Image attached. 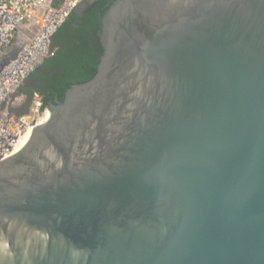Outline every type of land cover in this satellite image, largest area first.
Wrapping results in <instances>:
<instances>
[{
  "label": "water",
  "instance_id": "obj_1",
  "mask_svg": "<svg viewBox=\"0 0 264 264\" xmlns=\"http://www.w3.org/2000/svg\"><path fill=\"white\" fill-rule=\"evenodd\" d=\"M100 43L0 161V264H264V0H114Z\"/></svg>",
  "mask_w": 264,
  "mask_h": 264
},
{
  "label": "built area",
  "instance_id": "obj_2",
  "mask_svg": "<svg viewBox=\"0 0 264 264\" xmlns=\"http://www.w3.org/2000/svg\"><path fill=\"white\" fill-rule=\"evenodd\" d=\"M84 0H0V57L16 37L24 39L17 57L0 70V161L18 151L24 134L39 125L46 109L42 97L31 94L26 114H17L26 96L24 82L42 63L53 57V37ZM30 35V37H29Z\"/></svg>",
  "mask_w": 264,
  "mask_h": 264
},
{
  "label": "trees",
  "instance_id": "obj_3",
  "mask_svg": "<svg viewBox=\"0 0 264 264\" xmlns=\"http://www.w3.org/2000/svg\"><path fill=\"white\" fill-rule=\"evenodd\" d=\"M113 1L92 0L87 3L82 16L72 11L53 37V46L59 51L55 56L45 60L27 79L40 78L44 71L54 66L60 70L53 78L45 82L41 89L27 88L25 85L20 88V92L26 96L21 114L28 112L33 92L41 95L43 110L51 103L61 102L64 92L72 84L86 82L92 78L103 52L100 43L101 17ZM59 3L60 0H54L55 6Z\"/></svg>",
  "mask_w": 264,
  "mask_h": 264
},
{
  "label": "flooded vegetation",
  "instance_id": "obj_4",
  "mask_svg": "<svg viewBox=\"0 0 264 264\" xmlns=\"http://www.w3.org/2000/svg\"><path fill=\"white\" fill-rule=\"evenodd\" d=\"M92 2V0H85L83 2H81L77 7L76 9L74 10L75 13L78 15V16H82L83 15V12L86 10V5L87 3H90ZM58 48L56 47V52L53 56L56 55V53L58 52ZM51 61V60H50ZM51 63V62H50ZM58 70H60L58 67L54 66L52 69H49L47 71H44L42 73V76L40 78H36V77H33V78H30V79H27L23 86L25 85L27 88H36V89H41L44 87L45 85V82H47L49 79L53 78L56 74V72H58Z\"/></svg>",
  "mask_w": 264,
  "mask_h": 264
},
{
  "label": "bare ground",
  "instance_id": "obj_5",
  "mask_svg": "<svg viewBox=\"0 0 264 264\" xmlns=\"http://www.w3.org/2000/svg\"><path fill=\"white\" fill-rule=\"evenodd\" d=\"M47 119H48V113H47V111H46L45 114L43 115V118H42L40 124H41V123H44ZM30 132H31V130L27 131V132L24 134V136L21 138V140H20V142H19V144H18V147H17L18 150H19V149L24 145V143L27 141V139H28V137H29V135H30Z\"/></svg>",
  "mask_w": 264,
  "mask_h": 264
},
{
  "label": "crops",
  "instance_id": "obj_6",
  "mask_svg": "<svg viewBox=\"0 0 264 264\" xmlns=\"http://www.w3.org/2000/svg\"><path fill=\"white\" fill-rule=\"evenodd\" d=\"M23 110H24V107L21 108V109H19V110L17 111V114H21Z\"/></svg>",
  "mask_w": 264,
  "mask_h": 264
},
{
  "label": "rangeland",
  "instance_id": "obj_7",
  "mask_svg": "<svg viewBox=\"0 0 264 264\" xmlns=\"http://www.w3.org/2000/svg\"><path fill=\"white\" fill-rule=\"evenodd\" d=\"M17 38H18V37H17ZM17 38H16V39H17ZM23 107H24V104L22 105V108H23Z\"/></svg>",
  "mask_w": 264,
  "mask_h": 264
}]
</instances>
